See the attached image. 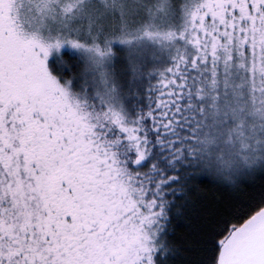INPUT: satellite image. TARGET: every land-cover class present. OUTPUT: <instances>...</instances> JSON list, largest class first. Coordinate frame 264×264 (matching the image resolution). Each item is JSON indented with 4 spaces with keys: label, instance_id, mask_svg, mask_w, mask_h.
Here are the masks:
<instances>
[{
    "label": "snow or ice",
    "instance_id": "6c2138e0",
    "mask_svg": "<svg viewBox=\"0 0 264 264\" xmlns=\"http://www.w3.org/2000/svg\"><path fill=\"white\" fill-rule=\"evenodd\" d=\"M0 264H264V0H0Z\"/></svg>",
    "mask_w": 264,
    "mask_h": 264
},
{
    "label": "trees",
    "instance_id": "16d2710c",
    "mask_svg": "<svg viewBox=\"0 0 264 264\" xmlns=\"http://www.w3.org/2000/svg\"><path fill=\"white\" fill-rule=\"evenodd\" d=\"M204 187H205V190L202 193V196L205 199L212 200L213 198H224L225 196H227V193L226 192H224L221 189H217L212 184H207Z\"/></svg>",
    "mask_w": 264,
    "mask_h": 264
}]
</instances>
